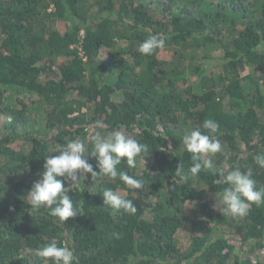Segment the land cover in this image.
I'll list each match as a JSON object with an SVG mask.
<instances>
[{"label":"trees","instance_id":"16d2710c","mask_svg":"<svg viewBox=\"0 0 264 264\" xmlns=\"http://www.w3.org/2000/svg\"><path fill=\"white\" fill-rule=\"evenodd\" d=\"M263 43L264 0H0V264H260Z\"/></svg>","mask_w":264,"mask_h":264},{"label":"rangeland","instance_id":"374dc122","mask_svg":"<svg viewBox=\"0 0 264 264\" xmlns=\"http://www.w3.org/2000/svg\"><path fill=\"white\" fill-rule=\"evenodd\" d=\"M259 49L261 51H264V43L260 45ZM223 103H226V100H224ZM68 179H69V183L71 185H74L76 183V179L75 180L72 179V178H68ZM83 181H84V185H86L90 189H93V188L96 187V181L97 180H96L95 176H91V175L90 176H84ZM112 191L117 196H126V195H128V192L124 188H121V187H116ZM49 192H50V189L45 188V193L48 194ZM178 238H180V240H182L183 242H186L187 239H188L187 238V234L185 232H180L178 234ZM231 240H233V242L236 244V249L238 251H240V253H241L242 256L244 255L246 257H249L250 255L251 256L253 255V257L255 259L249 257V258H251V260H252L251 262L252 263L255 260H259V263L260 264H264V248H261L260 250H258V252L255 253L256 255H254L250 251V245H243V248L238 249L239 248L238 246L241 245V244H239L237 241H235V237L234 238L232 237Z\"/></svg>","mask_w":264,"mask_h":264}]
</instances>
